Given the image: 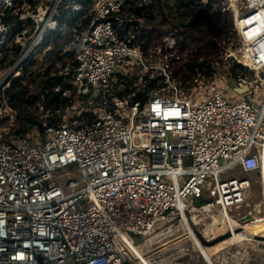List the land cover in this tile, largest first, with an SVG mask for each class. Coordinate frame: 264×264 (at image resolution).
<instances>
[{
    "label": "built area",
    "instance_id": "1",
    "mask_svg": "<svg viewBox=\"0 0 264 264\" xmlns=\"http://www.w3.org/2000/svg\"><path fill=\"white\" fill-rule=\"evenodd\" d=\"M32 1L0 0V68L7 53L16 57L10 71L21 67L60 31L70 38L74 82L99 88L102 102L90 122L47 125L42 137L20 143L0 137V264H147L130 241L161 264L158 244L185 236L166 251L176 249L193 234L201 242L190 213L244 201L250 179L234 171L262 168L264 101H232L220 89L204 99L182 94L168 59L176 33L156 42L131 32L125 0H95L96 17L82 30L55 18V6ZM216 4L243 9L234 21L238 62L256 72L239 84L264 87V0ZM135 65L158 72L172 94L144 103L135 92L119 94ZM210 177L209 200L197 204Z\"/></svg>",
    "mask_w": 264,
    "mask_h": 264
},
{
    "label": "rangeland",
    "instance_id": "2",
    "mask_svg": "<svg viewBox=\"0 0 264 264\" xmlns=\"http://www.w3.org/2000/svg\"><path fill=\"white\" fill-rule=\"evenodd\" d=\"M41 1H44L43 8H46V4H49L51 8L55 6V14L61 13L60 5H66V7L68 6L72 9L76 7V3L73 2L74 0H33V7L36 3ZM162 1L163 3L166 2L165 0ZM169 3L173 5L174 0H168V4L166 3V6H164L167 17L158 13L156 14L157 17L155 20L145 22L150 23V31L147 32L143 30V32L140 28L136 30L131 28V32H135L136 35L140 36L150 33L151 35L147 37V40L156 42L163 41L164 37H167V35L174 39L175 35L171 33H176L175 46L177 49L173 48L171 52H168V59L172 64L171 70L179 73L177 77L181 82L179 91L184 95H198L204 99L212 89H220L232 101L248 97L254 100L259 108L262 101H264V87H256L253 89L254 86L252 85V89L245 94L237 92L234 88V86L239 83L240 78H248L251 80L256 71L253 70L251 74L236 79L229 70L234 63L238 62V57H240L242 42L234 27V21L236 14L241 13L243 9L238 7V11L237 9L225 11L226 19L229 21L226 24L227 33L224 39L218 41V52H213V47L207 45L208 38L201 41L198 38L185 34L187 29L184 24L182 25V23H185L184 19L180 17L177 8L169 7ZM238 6H240L239 3ZM88 12L92 14L95 13L94 2ZM129 14L130 12L126 9L125 16ZM172 23L175 25L178 24L179 26H172ZM195 35L198 36L197 33H195ZM68 39L70 38L68 37ZM181 39L185 40L184 45L180 44L179 41ZM50 47L51 46L45 47L44 44L41 45L36 52L32 53L28 59L23 62L21 67L13 71H10V69L13 67L16 57H14V53L6 54L4 65L0 68V82L3 81L5 83L9 80V83L6 82L5 86L0 84L1 89H5V87L7 88L12 85L13 79L19 76L20 80L18 86H21V88H23V86L26 87L27 94L25 96L26 102H23L17 109L8 106L5 98L0 100V137L12 139L20 143L24 140L42 137L43 134L40 133L38 126L32 124L33 121H43V124L49 125L51 122L58 124L65 120H77V123L84 124L87 123L88 118L84 114L85 110L92 109L97 115L99 114L102 102L100 89L92 87L84 89V87L76 84L74 82V56L66 55L63 59H59L57 57V52L60 50V46H57L53 53L49 50ZM178 54L181 55L180 58L176 57ZM196 58L200 61L205 59H210L211 61L208 67H202L193 72L191 64ZM53 61H55V63H53ZM48 66H51L50 73L46 75L43 72ZM151 72L150 77L160 76L156 71ZM145 73L150 72L146 71L145 68L135 65L131 70V77L126 80V83H129L133 77L138 76L133 82V85H138L143 88L145 84L143 80ZM55 75L63 76L61 82L53 86L56 80L50 77ZM162 80L165 82L164 86L159 89H150V96L157 93L164 96L172 94V88L169 82H167L165 78L163 79V77ZM162 80L160 79L158 83H161ZM66 83H72V87L62 90L63 85ZM60 91H62L60 98L62 99V96H66L67 99L56 106L55 100H53V94H55L54 92ZM34 96L38 98H34ZM127 113H129V110H127ZM25 127V132H19L20 129ZM260 172L259 170V172L253 173V177L250 175V186L244 191L245 197H248V199L243 202L232 204L231 206L235 207L234 211L247 209L248 202L251 204L249 207L252 208V205L256 207L253 216L257 215L256 217H259L264 214V210L257 206L258 203L261 204L263 201L264 188L262 182H259L261 179ZM240 173L239 175L241 177H247V173H242L241 171ZM180 179L184 181L185 176H182ZM211 179L212 177L209 178L210 181H208V186L204 188V194L207 196L211 187ZM260 181H262V179ZM192 216H194V220ZM199 219L200 217H196L194 211L190 213L189 220L193 228L194 225L196 228H200L202 226H207V223H209L207 217L201 221ZM225 223V225L229 227L227 220H225ZM238 223L242 224L241 221ZM251 227L254 233L257 232L258 224L255 225V227ZM184 229L186 228L184 227ZM250 235L252 234L236 233L219 244L211 246V253L216 264H260V262L264 260V245L251 239ZM183 237L185 236L177 238L175 241H170L171 239H169L164 245L162 244L164 242H162L158 244V246H155H160L157 251L161 254L156 257L157 260L161 264H209L201 254L198 244L196 240H194L195 238H191L176 249L166 251L170 245L181 243L183 240L180 239H183ZM154 252L155 251L151 249L149 254L153 255Z\"/></svg>",
    "mask_w": 264,
    "mask_h": 264
},
{
    "label": "trees",
    "instance_id": "3",
    "mask_svg": "<svg viewBox=\"0 0 264 264\" xmlns=\"http://www.w3.org/2000/svg\"><path fill=\"white\" fill-rule=\"evenodd\" d=\"M95 0H74V3L80 4V9H72L71 7H66L60 5L61 13L55 14V18H57L61 23L66 22L70 25L71 29L75 28L78 30L85 29L91 25L93 20L96 17V12L94 14L89 13L88 10L92 7V4ZM163 3L162 0H125V11H128L131 14V20L136 23V29L141 31H150V23H145L146 21H153L156 19V14L165 15L167 17V12L165 11V4H168V0ZM220 0H174V4L169 3V7L177 8V11L180 13V17H182L185 21L184 26L186 27L185 34L193 36L194 38H198L201 41H204L205 38H208L207 45H211L213 47V52H218L219 44L218 41L224 39L227 33V23L229 22L226 19L225 11H223L221 5L216 4ZM130 14L127 18L130 17ZM175 24L172 23V26ZM152 26V25H151ZM175 26H179L178 24ZM144 32V31H143ZM198 34V36L195 35ZM150 33L148 35H142V38L150 37ZM139 36V35H138ZM64 35L61 34L60 31H56L52 34L47 42L44 44L45 47L51 46L49 50L51 53L54 52L57 46H60V50L57 52V57L59 59H63L66 55L74 56L73 52L69 50L70 39L62 38ZM181 45L185 44V40L181 39ZM144 46L145 43L142 42ZM21 46L18 45L15 55L20 52ZM210 59L205 60H196L192 61V70L208 67ZM55 63V61H53ZM51 66H48L44 74L48 75L50 73ZM231 74L238 79L239 77H243L247 74H251L253 70L244 66L242 63L237 62L234 63L230 67ZM176 76H179L178 72H175ZM63 75H55L51 76V79L56 80L53 83V86L60 83ZM186 76V75H183ZM138 78V76L133 77L131 81L126 83L127 88L124 91L119 92V94L123 93H131L135 92V98L141 100L143 103L148 100L150 97L149 90L150 89H159L164 86L165 82L162 80V76L150 77V73H145L143 80L145 82L144 87H139L138 85H133L134 81ZM162 80L161 83H158L159 80ZM20 77H16L12 81V85L9 87H5V89H1L0 87V100L5 98L6 104L14 109H17L23 102H26L25 96L27 94L26 87L18 86ZM72 83H66L63 85L62 90L65 88H71ZM60 92H54L55 94L53 100H55V105L58 106L62 101H66L67 97L62 96L60 98ZM34 98H38L34 96ZM33 102V101H32ZM84 114L88 117L87 122H90L95 119L97 114L91 109L85 110ZM33 125L38 126L40 133H44V129L47 125L43 124V121H33ZM55 124L54 122L49 123V125ZM26 127L19 130V132H25Z\"/></svg>",
    "mask_w": 264,
    "mask_h": 264
},
{
    "label": "crops",
    "instance_id": "4",
    "mask_svg": "<svg viewBox=\"0 0 264 264\" xmlns=\"http://www.w3.org/2000/svg\"><path fill=\"white\" fill-rule=\"evenodd\" d=\"M239 170L240 169H237L234 172H236L238 175H239L240 171L242 173L244 172L242 170H240V171ZM259 170L261 171L260 173H261V179H262V168L255 169V170H252V171H249V172H244V173H247V177L249 178L251 176L253 177V173L259 172ZM260 180H259V182L261 183L262 181H260ZM253 182H255V181H253ZM263 194H264V189H263ZM203 198H204L203 200H209V197L207 195H205V194L203 195ZM247 199H248V197H245L244 201H246ZM247 206H248L249 209L247 208L245 210H240V211H237V210L234 211L235 207H233V206L228 207L227 212H228V216H229L230 220L234 221L235 224L238 225L239 224L238 222L241 221V217L245 216L249 212H251L252 217L257 216V215L253 216V213H254V210H255L256 207L253 206V205H252V208L249 207V206H251V204L248 203V202H247ZM257 206L264 210V197H263V201L261 202V204L258 203ZM211 209L208 212H206V213H199V216H200L199 220L200 221L204 220L206 217L208 218V222L209 223H207V226L200 227V231L205 235V237L207 239H212V238L224 233L228 229V226L225 225L226 224L225 223L226 219L224 218L223 213H221L223 211L221 206L219 204L215 203L211 207ZM260 219H261V221L264 220V214L262 216H259L257 220H253V226L258 224L257 230L261 233V232H264V225L260 222ZM260 264H264V260H262L260 262Z\"/></svg>",
    "mask_w": 264,
    "mask_h": 264
},
{
    "label": "bare ground",
    "instance_id": "5",
    "mask_svg": "<svg viewBox=\"0 0 264 264\" xmlns=\"http://www.w3.org/2000/svg\"><path fill=\"white\" fill-rule=\"evenodd\" d=\"M239 19V18H238ZM262 184H263V188H264V151H263V164H262ZM263 197H264V194H263ZM227 209L228 208H226V209H223V211L221 212V213H223V216L225 217V216H228V212H227ZM212 210V209H211ZM261 223L264 225V220L263 221H261ZM232 224V228H229L228 227V230H232L233 232L231 233V235H229L228 237H226V238H224V239H222L221 241H218V242H216L215 244H219L220 242H222V241H224V240H226L227 238H229V237H231L233 234H236V233H242V234H247V235H249V233H251L252 235H250L251 236V238H252V236L254 235V234H260V232L257 230V232H253V228L251 227V226H253V221H249V222H247V223H245V224H243L242 225V229L241 230H239V231H235V228H236V225L237 224H233V223H231ZM188 226L190 227V229H189V231H190V233L191 234H193V229H192V227L188 224ZM253 227H255V226H253ZM261 234H264V232H261ZM195 239H196V242H197V244H198V247H199V249H200V252H201V254L203 255V257L205 258V260L209 263V264H216V261H215V259H214V257H213V255H212V253H211V246H213V245H215V244H212V245H203L198 239H197V237H196V235H192ZM130 244H131V247H132V251H133V253L134 254H137V255H139V256H141L146 262H147V264H152V262L150 261V254L148 253V254H145V252L143 253L135 244H133L131 241H130ZM151 251V250H150Z\"/></svg>",
    "mask_w": 264,
    "mask_h": 264
},
{
    "label": "water",
    "instance_id": "6",
    "mask_svg": "<svg viewBox=\"0 0 264 264\" xmlns=\"http://www.w3.org/2000/svg\"><path fill=\"white\" fill-rule=\"evenodd\" d=\"M84 81L86 82V79H84ZM235 90L241 94H245L247 93L248 91H250V85L248 83L244 84V85H240L239 83H237L235 86H234ZM203 200V197H198L197 199V204H201V201ZM252 220V214L251 212L247 213L245 216L241 217V222L242 224L241 225H238L236 228H235V231H239L241 230L243 227L242 225L244 223H247L249 221ZM195 232L197 234V236L199 237V239L201 240V243L203 245H212V244H215L216 242L218 241H221L222 239L228 237L229 235H231V233L233 232L232 230H227L225 231L224 233L212 238V239H207L205 237V235L199 230V229H195ZM252 239L254 240H262L264 241V234H254L252 236Z\"/></svg>",
    "mask_w": 264,
    "mask_h": 264
}]
</instances>
